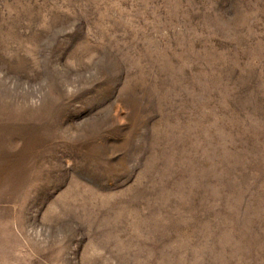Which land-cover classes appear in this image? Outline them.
Instances as JSON below:
<instances>
[{"label": "rangeland", "instance_id": "obj_1", "mask_svg": "<svg viewBox=\"0 0 264 264\" xmlns=\"http://www.w3.org/2000/svg\"><path fill=\"white\" fill-rule=\"evenodd\" d=\"M0 264H264V0H0Z\"/></svg>", "mask_w": 264, "mask_h": 264}]
</instances>
